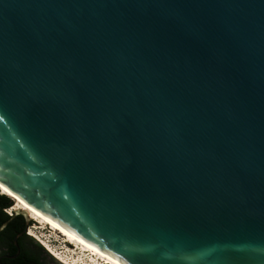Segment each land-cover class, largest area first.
<instances>
[{
    "label": "water",
    "instance_id": "95a60500",
    "mask_svg": "<svg viewBox=\"0 0 264 264\" xmlns=\"http://www.w3.org/2000/svg\"><path fill=\"white\" fill-rule=\"evenodd\" d=\"M0 189L108 264H264V0H0Z\"/></svg>",
    "mask_w": 264,
    "mask_h": 264
},
{
    "label": "trees",
    "instance_id": "16d2710c",
    "mask_svg": "<svg viewBox=\"0 0 264 264\" xmlns=\"http://www.w3.org/2000/svg\"><path fill=\"white\" fill-rule=\"evenodd\" d=\"M12 205L13 200L0 192V225L8 221L0 231V264H61L27 233L30 221L27 223L22 214L7 211Z\"/></svg>",
    "mask_w": 264,
    "mask_h": 264
},
{
    "label": "rangeland",
    "instance_id": "374dc122",
    "mask_svg": "<svg viewBox=\"0 0 264 264\" xmlns=\"http://www.w3.org/2000/svg\"><path fill=\"white\" fill-rule=\"evenodd\" d=\"M15 203L13 199V205L7 210L10 214H12L15 209H19L15 207ZM29 219L31 224L27 227V233L41 243L52 256H54L52 254L53 252L57 256H54V258L58 260V262L61 264H93V262L89 261L88 256H86L87 253L82 255L83 253H81L77 247H67V243L59 233L50 230L47 225L40 224L31 217Z\"/></svg>",
    "mask_w": 264,
    "mask_h": 264
},
{
    "label": "bare ground",
    "instance_id": "6f19581e",
    "mask_svg": "<svg viewBox=\"0 0 264 264\" xmlns=\"http://www.w3.org/2000/svg\"><path fill=\"white\" fill-rule=\"evenodd\" d=\"M0 192L3 193V194L8 195L7 193H5L4 191H2L1 189H0ZM9 197L12 198L11 196H9ZM12 199H14V198H12ZM15 202H16L15 203V207L27 211V213L30 215L31 218H33L34 220H37V222H39L40 224L47 225L50 230H53L56 233H59L64 238L65 242L67 243V247H69V248L70 247L72 248V246L77 247V249H79L80 252L83 253L82 255H84V254L87 253L86 256H88L89 261L90 262H93V264H108L106 261H104L103 259H101L97 255H95L94 253H92L90 250H88L87 248H85L84 246H82L81 244H79L78 242H76L74 239H72L71 237H69L68 235H66L62 231H60L58 228H56L55 226H53L52 224H50L49 222H47L46 220H44L43 218H41L39 215H37L36 213H34L33 211H31L30 209H28L27 207H25L23 204H21L17 200H15ZM52 254L54 256H56L53 252H52Z\"/></svg>",
    "mask_w": 264,
    "mask_h": 264
}]
</instances>
